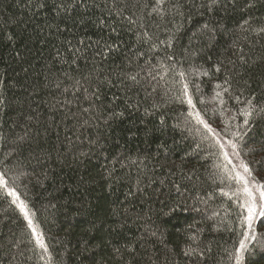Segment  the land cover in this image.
Returning a JSON list of instances; mask_svg holds the SVG:
<instances>
[{"label": "trees", "instance_id": "1", "mask_svg": "<svg viewBox=\"0 0 264 264\" xmlns=\"http://www.w3.org/2000/svg\"><path fill=\"white\" fill-rule=\"evenodd\" d=\"M215 134L264 184V0H0V264H264Z\"/></svg>", "mask_w": 264, "mask_h": 264}, {"label": "rangeland", "instance_id": "2", "mask_svg": "<svg viewBox=\"0 0 264 264\" xmlns=\"http://www.w3.org/2000/svg\"><path fill=\"white\" fill-rule=\"evenodd\" d=\"M218 135L215 134L214 139L219 144L220 149L223 152V155H224L226 161L229 163V165L231 166V168L234 172V175L236 178V183L234 186L238 189L239 195L240 196L242 195L241 196L242 202H243V205L245 207V201L248 199L247 194L244 192L245 181L248 182V187L253 188V190H255L256 186L264 185V184L255 181L253 179V177L251 176L250 172H245V170H244L245 163L237 152L238 150H237V146H236L235 142H231L230 140L225 139L224 137H222L220 135L218 136ZM254 195H256L257 200H259V194L254 191ZM245 210H246V207H245ZM246 213H247V211H246ZM259 217L260 216L254 217L251 229H249L248 222L246 220V230L247 231H246L245 238L243 240L245 246L247 244H249L250 241L252 240L254 227L256 226V222H257ZM244 248L239 247V249H238L240 259L243 258ZM259 248L264 251V245H261V247H259Z\"/></svg>", "mask_w": 264, "mask_h": 264}, {"label": "snow or ice", "instance_id": "3", "mask_svg": "<svg viewBox=\"0 0 264 264\" xmlns=\"http://www.w3.org/2000/svg\"><path fill=\"white\" fill-rule=\"evenodd\" d=\"M189 103H191V101H189ZM201 123H203V121H201ZM205 126L207 127V125ZM209 131H211V129H209ZM244 170L245 172H250V170L246 165L244 166ZM254 191L259 194V200H257L256 195H254ZM244 192L248 196V199L245 201V207L247 211V216L245 217V219L248 222L249 229H251L254 217L256 216L264 217V185H258L256 186L255 190H253V188L248 187V182L245 181ZM29 224H31V221H29ZM244 247L245 244L242 241L241 248Z\"/></svg>", "mask_w": 264, "mask_h": 264}]
</instances>
